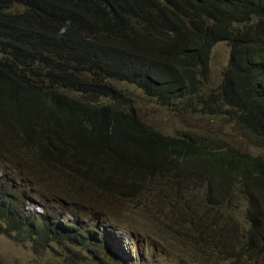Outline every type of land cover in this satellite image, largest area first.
<instances>
[{
  "label": "trees",
  "instance_id": "16d2710c",
  "mask_svg": "<svg viewBox=\"0 0 264 264\" xmlns=\"http://www.w3.org/2000/svg\"><path fill=\"white\" fill-rule=\"evenodd\" d=\"M221 42L229 59L219 91L201 96ZM119 84L161 107L197 102L264 149V0H0V234L112 249L98 232L90 245L89 234L76 235L80 225L58 223L47 205L28 212L25 193L46 188L59 206L107 222L113 205L126 204L157 224L149 234L168 228L177 245L176 222L156 219L163 205L160 216L177 210L187 225L186 252L206 264L213 256L264 264V157L226 140L166 136L140 119ZM63 178L67 185L56 184ZM210 186L223 191L220 203L208 201ZM225 197L246 207L245 234L236 221L220 225ZM208 228L220 252L208 251Z\"/></svg>",
  "mask_w": 264,
  "mask_h": 264
},
{
  "label": "rangeland",
  "instance_id": "374dc122",
  "mask_svg": "<svg viewBox=\"0 0 264 264\" xmlns=\"http://www.w3.org/2000/svg\"><path fill=\"white\" fill-rule=\"evenodd\" d=\"M229 59V46L227 43L221 42L216 44L211 50L209 62V75L207 80H199L203 82L201 96L217 94L219 85L222 82V71L226 67ZM202 78V77H199ZM118 88L123 90L131 101L133 107L140 116V119L147 125L162 131L166 136L183 137L184 135H201L209 139H221L230 142V144L241 152H249L255 156L264 157V149H257L251 140L238 132L233 124H229V120L223 117L209 116L201 112L200 105L195 102V106L190 105L189 110H178L175 106L161 107L156 100L144 95V93L134 86L119 84ZM110 101H103L109 103ZM227 123H226V121ZM204 169H201V171ZM43 179L49 181L46 177ZM58 181V180H57ZM60 186L67 185L66 179L62 182H56ZM20 185H24L21 183ZM214 188L219 187L213 185ZM70 187L67 186L68 189ZM220 186L219 188H221ZM217 190V191H216ZM208 188L211 198L210 202L220 203L223 191ZM52 190L44 188L42 193L33 194V190L25 193L29 199L27 203V211L33 215H40L49 207L52 216L56 217L58 223H76L75 226H81L76 235L81 233L89 234L92 238L90 245L96 246L97 240L94 238L95 233H99L101 238L108 242L111 250L101 248L99 251L88 248V246L77 244L71 246L60 245L52 241L49 237L40 239H22L8 236L6 233L0 234V264H123L120 260L112 259L114 256L108 251H116L129 264H206L197 255L189 254L188 241L186 234L187 225L181 218L179 212L174 210L165 212L161 215L163 205H159V209H155L156 219L161 217L170 225L171 221H175L181 231L177 232L180 236L177 245H173L175 237L168 234V228L165 237L159 235L153 236L147 232V227H156L157 224L152 220H141L143 213L140 212V218H135L127 213L129 208L126 204H115L110 211L113 215L112 222H107L105 217L85 214L74 209L63 208L59 206V200L51 197L56 195ZM227 193V192H226ZM225 193V194H226ZM236 193V192H235ZM87 196H90L89 194ZM229 196V193H228ZM44 201V203H43ZM155 201V197L151 199V204ZM186 204L192 205V198L186 199ZM225 202V203H224ZM224 204L229 207V202L224 199ZM188 208V207H187ZM83 209L82 207L80 208ZM246 207L237 200L230 203L229 209L220 208L217 210L219 214L217 219L220 225L227 224L230 219L236 221L242 228L241 233L245 234L246 221H249L245 214ZM69 214H79V217L73 219ZM212 214H214L212 212ZM212 220V219H211ZM117 221L118 224H117ZM216 222V221H215ZM194 224V221L192 222ZM121 227V228H120ZM205 234L208 251L215 247V251H219L223 246H217V236L208 229H201ZM214 254V253H212ZM208 264H230L229 260L225 261L223 256L219 258L214 256Z\"/></svg>",
  "mask_w": 264,
  "mask_h": 264
}]
</instances>
